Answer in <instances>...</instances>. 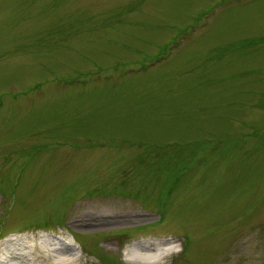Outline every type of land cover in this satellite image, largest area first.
<instances>
[{
    "label": "rangeland",
    "instance_id": "rangeland-1",
    "mask_svg": "<svg viewBox=\"0 0 264 264\" xmlns=\"http://www.w3.org/2000/svg\"><path fill=\"white\" fill-rule=\"evenodd\" d=\"M261 155L264 0H0V264H264Z\"/></svg>",
    "mask_w": 264,
    "mask_h": 264
},
{
    "label": "bare ground",
    "instance_id": "bare-ground-1",
    "mask_svg": "<svg viewBox=\"0 0 264 264\" xmlns=\"http://www.w3.org/2000/svg\"><path fill=\"white\" fill-rule=\"evenodd\" d=\"M171 250L172 249L170 247L168 249L158 248V250L157 251L155 250V253L153 254L150 251L147 252V254L146 253L143 254L140 252L141 250H137L136 248H133V250H128L127 253L128 254L130 253L129 255H131L130 262L135 261L140 264H161L162 260L172 253ZM19 251H20L19 247L15 246L13 252H16V254H20ZM59 253H56V255L51 256L50 259L52 260V262L50 264H82L79 263L80 262L79 258L76 257L73 258L72 256L67 255L66 253L62 254V252Z\"/></svg>",
    "mask_w": 264,
    "mask_h": 264
},
{
    "label": "trees",
    "instance_id": "trees-1",
    "mask_svg": "<svg viewBox=\"0 0 264 264\" xmlns=\"http://www.w3.org/2000/svg\"><path fill=\"white\" fill-rule=\"evenodd\" d=\"M257 136L259 135V132L256 134ZM263 153V150H260V154ZM261 163H262V166H263V170H262V173H264V157H262L261 155Z\"/></svg>",
    "mask_w": 264,
    "mask_h": 264
}]
</instances>
